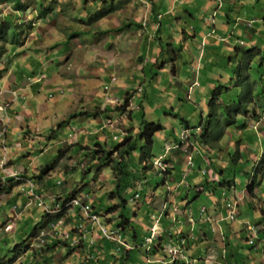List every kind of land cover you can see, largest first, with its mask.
I'll use <instances>...</instances> for the list:
<instances>
[{
  "label": "rangeland",
  "instance_id": "1",
  "mask_svg": "<svg viewBox=\"0 0 264 264\" xmlns=\"http://www.w3.org/2000/svg\"><path fill=\"white\" fill-rule=\"evenodd\" d=\"M175 4L179 6L178 12H174L169 0H0V264L175 263H170V258L163 262V255H153L156 247L152 248L151 262H147V251L141 246L144 241H136L141 240L143 230L161 232L163 223L168 224L169 220L171 228L178 222L176 212L189 205H178L177 191L169 184L164 186V175L154 169L147 173L144 183L148 186L140 200H135L134 189L125 195L128 206L123 214L129 216L130 227L124 240L128 247H123L120 253L114 252L116 247L103 234L91 230L89 223L82 225L79 220L82 208L69 206L74 199L82 202L89 199L93 212H101L104 218L101 220L108 227L122 223V208L106 212L121 202L111 198L117 192L116 181L120 176L113 173L118 166V155L109 153L132 131L138 132L135 119L142 113L136 102L139 96L147 120L156 123V128L164 127L157 130L152 161L166 153L172 154L169 147L176 145L179 146L176 152L181 153L177 158L182 162L188 155H193L194 161L203 158L207 174L214 178L219 175L216 169L228 166L225 177L228 180L235 170L230 157L232 152H237L241 162L262 163L263 170L257 179L264 178V55L259 47L252 48L264 46V37L257 43L252 35L249 38V34L237 31L236 37L230 39L233 45L230 50L234 51L236 44H246L240 48L252 51L255 57L250 60V55L245 58L235 52L230 64V54H219L221 61L211 64V55V60L202 59L196 74V57L201 51L196 53L193 30L205 28V33L211 32L213 14L197 11L200 0H176ZM254 7L250 6L251 17L260 18L264 6ZM8 16H13L12 24L22 43L19 47L4 46L2 34L8 26ZM225 17L221 15L223 20ZM259 23L264 28L263 21ZM253 25L256 26L255 22L249 28ZM154 46L157 53L164 50L157 64H153L157 55L151 53ZM154 72L158 74L154 76ZM225 74L228 80L219 84L220 76L224 78ZM196 81L202 86L193 85ZM220 86L231 87L227 102L219 99L222 112L229 113L239 110L237 104H242L249 89L255 88L256 94L247 105L255 113L242 112L236 118L237 124L226 127L223 139L214 145H193L190 134L201 132L205 123H209L210 99L219 94ZM133 89L127 105V92L130 94ZM231 98L236 104H231ZM93 114L97 116L89 117ZM75 115L78 116L71 118ZM185 121L191 126L190 140L178 145ZM102 147L107 150L105 156ZM61 150L66 154L59 159ZM95 150L100 152L97 157ZM134 157L138 160L142 156ZM103 158H110V166H104ZM142 160L146 164L150 161L147 156ZM203 162L200 160L198 164ZM175 163L168 162V170L174 171ZM52 166L54 170L43 174ZM258 167H253V179ZM199 171L196 170V176L202 178ZM236 182L239 186V179ZM248 184L245 182L242 187L245 190L239 192L241 199L230 193L235 199L220 201L219 219L217 214L208 216L214 223H210L213 232L208 240L212 247L206 250L215 256L216 262L222 248L223 254L226 250L245 255L230 258V264H244L248 258L251 264H264V232L254 231L255 224L264 228V199L252 198ZM30 188L36 197L28 193ZM154 189L157 197H152ZM195 192L188 199L196 217L199 202ZM38 198L48 211L38 205ZM247 200L253 207L246 205ZM164 202L168 204L163 209ZM136 226L137 230L142 228L139 239L133 238ZM225 226L229 229L233 226L229 245H226ZM247 227L250 233L243 231ZM195 235L196 246L201 247L203 238L201 234ZM103 244L109 249L107 255ZM187 250L189 246L186 253Z\"/></svg>",
  "mask_w": 264,
  "mask_h": 264
},
{
  "label": "trees",
  "instance_id": "2",
  "mask_svg": "<svg viewBox=\"0 0 264 264\" xmlns=\"http://www.w3.org/2000/svg\"><path fill=\"white\" fill-rule=\"evenodd\" d=\"M50 11V10H49ZM48 11H46L47 14ZM44 15V13H43ZM13 16H8V20H7V27H6V31H3V37H4V46L6 45H11V46H18L21 43L20 37L18 36V32H17V28L16 26H14L12 24L13 21ZM17 17V16H15ZM141 27V26H138ZM153 37V36H152ZM154 38V37H153ZM155 48L152 47V49ZM184 50V49H183ZM155 49L152 50V54L157 55L155 57L153 64H157L158 59L161 58V56L163 55V51L157 53ZM150 51H148L149 53ZM236 52L239 55H244L245 58H248L250 55V60H252L255 56L253 55L252 51H248V50H244L243 53L236 48ZM0 53H1V49H0ZM145 52H143L142 54V59H144ZM154 55V56H155ZM162 66V64L160 65ZM252 65L249 67L251 68ZM165 68V67H164ZM161 68V69H164ZM150 71L153 72V69ZM146 72V71H145ZM237 71H234V73H236ZM158 73L154 72L153 75H157ZM144 77H146V74L144 75ZM221 89V91L219 92L218 95H215L213 97H211V103H210V107H211V112L208 116L209 118V123L202 127L203 130L201 132H198L196 134H191V137L193 138V145L198 143L200 146L203 147H209L214 145L216 142L221 141L225 135V130L226 127L227 129L235 126L237 124V119L239 117L240 114H242V112L244 113V115H253L255 112L254 111H249L248 109V104L251 102V96H253V94H256V90L255 88H250L249 91L247 92L246 98L244 100V102L242 104H237L239 110H233L234 113H229V112H222V108L221 105L219 104V99H221L222 101L227 102V92L230 90L231 87H223L220 86L218 87ZM225 89V90H224ZM134 89L130 92H127V95L129 96V98L127 97L126 99V103L128 105V102L130 101L131 98V94L133 93ZM264 94V92H263ZM144 97V94H142ZM226 96V100H224V96ZM134 98V97H133ZM142 97H138L136 99V102H138V107H140V109L142 110V113L140 116H138L137 119H135V122L137 124V128H138V132H133L130 134V136H127L126 138H124L123 140H121L120 142L116 143L115 147L113 148V151H111L109 153V155H118V166H115V168L113 169V173L115 176H120L119 180L115 177V181L117 183V192H114L111 194V198L112 199H119L121 200L120 203L116 204V206L112 209H108L106 212L108 211H116L118 209L122 208V223L121 224H117L116 228L120 229L123 232V236L125 238V236L128 233V228L130 227V218L129 216H127L124 212L123 214V210L128 206V202L127 199H125V195L128 193L129 190L134 189L136 191L135 195L137 193L140 194V197H142V193L144 192V189L146 190L148 184L144 183V181H147V173L150 172L152 169H154V159L152 161V158L154 157V146H155V141H156V137L158 135V131L157 130H164V127L162 125H159L158 128H156L157 126L156 123L152 122V121H148L146 118V114L144 113V108L142 105ZM144 101H146V99L144 98ZM231 104H236L235 100H232L231 98ZM240 106V107H239ZM241 109H243L242 111H240ZM230 111H232L231 109H229ZM222 112V113H221ZM78 115L72 116L71 118H75ZM97 114H93V115H89V117H96ZM208 120V119H207ZM206 120V121H207ZM186 122V129L190 130L191 126L189 124V122ZM243 123H245V121H243ZM60 125H63L60 124ZM155 127V128H154ZM201 127V126H200ZM200 127H197L196 129H202ZM182 142L180 140V143L178 145H180ZM100 146V144H98ZM179 148H175L173 150H171L172 153H179L176 152V150ZM100 152L99 151H94V156H98ZM101 153L104 154V156L107 154V150L103 149L101 150ZM66 154L65 150H61L60 151V156L59 159L63 158ZM139 155L142 156L141 159L138 158V160L134 157V155ZM150 160L148 161V164H146L147 161L144 162V160H142L143 157H146ZM114 157V156H113ZM232 157H236V158H232ZM112 158V157H111ZM104 160H106V162H104V166L108 167L109 164V160L110 158H103ZM103 159H101V161H104ZM186 159V158H185ZM184 159V160H185ZM203 162V158L200 159ZM198 158H195V161L193 159V164L192 166L190 165H185L183 164L182 166L175 164L174 166V171L172 172V175L170 176V178H172V181L170 182L173 190H176L177 193L176 195H178V198H180L181 202L183 199L190 201L189 198V193L193 192V189H196L195 192V197L196 200L202 196V194L204 195H210L212 193H215L216 195H220L222 197V191L221 189H218L216 187H210V185H213V182L211 184V179L208 177V174L206 172V167L207 165L203 162L202 164H198V162L200 161ZM231 162H233V164L235 165V172L234 174L231 176L232 179H228L227 184L229 187H226L227 192L226 195L227 197H232V193L234 192L235 189H239L238 193L241 192L244 188H242L244 186L245 182L251 181L250 184L247 185V191L250 194V196L252 198H256V199H264V178L261 179L259 177V179H257V175H260L261 171L263 170L261 168L262 163H255L252 160L250 162H245V163H241L239 165V167H237L238 164V157H237V153L235 155H231L230 157ZM115 161V160H113ZM139 162L140 166L136 163ZM114 163V162H113ZM254 165L255 166H259L256 173L254 174V179L252 180V175H253V171H254ZM212 167V165H211ZM198 169V171L200 172L199 175H201L202 178L197 177V180L199 179L198 182H202V187L203 190L201 192V195L198 194L199 193V189L198 186H195L194 188H191L190 186V181L193 182L192 179H194L195 177H192V173L195 172ZM54 170V166L47 168V172H43V174H47L49 171ZM179 172L178 176H176V172ZM175 173V174H174ZM217 173L221 175V177L223 176V173L221 170H217ZM259 173V174H258ZM264 175V173H263ZM261 175V176H263ZM166 177H164V180L162 182L163 185H167L168 181H169V175H165ZM42 178V177H41ZM236 178V179H234ZM239 179V186L236 182V180ZM244 179V181L242 182V180ZM235 180V181H234ZM58 184H61V182L59 181ZM219 186H223V181L221 180L219 183ZM144 187V188H143ZM239 187V188H238ZM189 190H188V189ZM194 189V190H195ZM155 194L152 195V197H157L156 196V189H154ZM231 193V194H230ZM238 193L236 195H238ZM188 196V197H187ZM237 197V196H236ZM234 197H232L230 201L233 200ZM68 199V198H67ZM235 199V198H234ZM82 200V199H81ZM253 201V200H252ZM254 202V201H253ZM38 203V202H37ZM89 203V199H87L86 201L82 202V204L85 206L86 204ZM165 203V202H164ZM39 205V203H38ZM170 206L173 205V203L169 204ZM201 205V204H198ZM246 205H248L249 207H253L250 205V202H248ZM201 208V209H200ZM254 208L256 209V207L254 206ZM96 209V207H95ZM203 209V217L205 216H209V210L207 207L204 208V206H199V210L198 212L196 211V215H198L200 212H202ZM97 210V209H96ZM171 210V209H170ZM257 210V209H256ZM101 211V209L99 210V212ZM262 211V209H261ZM219 212V211H218ZM264 212V210H263ZM216 214V213H215ZM214 214V215H215ZM253 215V214H251ZM100 216L103 218V215H101L100 212ZM73 217L75 218V220L77 219V214H73ZM184 217V216H183ZM104 219V218H103ZM110 222V221H109ZM227 223H230L229 221ZM258 233L264 232V229H260L258 226H261L260 224H255ZM128 230V231H127ZM233 230V226H230V233ZM244 232H249V230L247 229H243ZM213 232V231H212ZM138 233H137V226L135 227V232H134V236L133 238L137 237ZM194 237V236H193ZM154 244V243H153ZM153 244H151L150 249H152ZM181 244V243H180ZM180 244H176V245H180ZM175 245V246H176ZM156 247V248H155ZM155 251L153 253V255L159 254L160 250H164V246L159 243L157 246H155ZM145 248V247H144ZM103 249L106 251V255L109 252L106 247L105 244H103ZM113 249V248H112ZM115 252V251H114ZM128 252H131L128 251ZM167 255H169V253H166ZM148 255V254H147ZM108 257V256H107ZM169 257H171L169 255ZM230 258H237V255L235 254H231ZM229 258V259H230ZM177 261V262H176ZM185 258H178V260H175L174 264H184ZM191 264V263H188Z\"/></svg>",
  "mask_w": 264,
  "mask_h": 264
},
{
  "label": "crops",
  "instance_id": "3",
  "mask_svg": "<svg viewBox=\"0 0 264 264\" xmlns=\"http://www.w3.org/2000/svg\"><path fill=\"white\" fill-rule=\"evenodd\" d=\"M196 1L198 2V0H196ZM169 2L172 4V9L174 10V12H178L179 6H177L175 4L176 0H169ZM254 2H256V4ZM200 3H201L200 9H197V11L199 12V10H200L204 14L205 13L206 14L207 13L213 14L212 23H214L215 25H213L214 28L209 33H205L206 32L205 28H200V31H196L198 28H195L193 30L194 40L196 41V53L199 50L201 51L199 57L198 58L196 57V65H195L196 66V74H197V71H200V63H201L202 59H204V58L209 57V59L211 60V55H212V61H211V64H212L215 62L219 63L221 61V59L219 58V54H222V55L226 54V56L228 54H230L229 61H231V58L233 56H236V53H235L236 48L239 49L243 53L244 50H242V48L246 47V44H240V45L236 44L234 46L235 50L234 51L230 50V47L233 48L232 43H229L230 39L232 40L233 37H236V35L238 34L237 31H239V33L249 34V38L252 35V39L257 40V43H258V40L260 37H264V28L261 27V25L259 23L260 21H263V26H264V13L262 12L260 14V16H261L260 18H255V17L252 18L250 15L251 14L250 10L252 9V8H250V6H253V7L255 6L254 8L264 6V0H216V1L215 0H200ZM219 12H220V17H218ZM225 12H227V13H225ZM157 13L158 12H156L155 14L157 15ZM221 15L226 16L225 17L226 22H225V20H223L221 18ZM156 22L157 21L155 20V23ZM254 22H255L256 26L253 25L254 27L249 28V27H251L250 25ZM216 26H220V29L216 30ZM213 32H214V34H213ZM253 33H256V35H254ZM217 34L225 36V37H219ZM228 39H229V41H228ZM240 39H241V37H240ZM242 42L245 43L243 40H242ZM222 43H224V46L222 45ZM204 47H206L207 50H205ZM240 47H242V48H240ZM254 47H259V49L263 52V55H264V46L254 45L252 48H254ZM232 63H233V61H231L230 64H232ZM195 66H192V67H195ZM204 68H206L205 65H204ZM173 70H174V65H173ZM173 76L175 77L177 75L173 72ZM224 76H225L224 78L222 76H220L221 79L219 81V84L221 81H223L225 79L228 80V78H226V74ZM196 84H198L197 86H202L199 82ZM207 92L208 91H205L204 94H207ZM143 98L146 99L147 97L144 96ZM236 153L237 152H235V154ZM235 154H233V152H232V155H235ZM164 155L166 156L164 158L166 162L171 163V161L173 160L176 162L175 164H177V165L179 163L184 164L186 162L185 160L182 162V159L179 157L177 158V156H180L181 153H172L170 155L166 153ZM191 155H192V153H191ZM234 158H236V157H234ZM238 160L239 161H238L237 167H239V165L241 163H245V162H241L242 157H239ZM175 164H173V166H175ZM168 168H169V164H168ZM216 170H221V169H216ZM216 174H218V173H216ZM191 175H192V177H195V178L192 179L193 182L190 181V183H189L191 185L190 187L194 188L195 186H198L201 188L202 182H198L199 179L197 180V178H196V171L193 172ZM170 176L171 175H169L168 178H169V181L171 182L172 178H170ZM225 187H226V183H225ZM194 189H193V192H195ZM222 193H223L222 197L220 195H216L215 193H212L209 196H205L204 194H202V196H200L196 201L199 202V204H202V206H204V208L205 207L208 208L210 217L216 213L217 214L216 219H219L220 214L218 213V211H220L219 210L220 209V207H219L220 201H229L232 198V197H227L224 190L222 191ZM198 194H200V193H198ZM232 195H236V193H232ZM236 196H240V195H236ZM180 201L178 204L179 206H182V204H184V206L189 204L188 207H186V209L183 208L184 211H182L183 209L181 208L180 211L176 212V214L178 215L177 216L178 219L176 218L178 220V222L175 220L177 223H174V225L171 228L169 227L171 220L168 221L169 223L167 222L168 224L163 223V226L161 228L162 231L161 232L159 231V238L154 242V244L152 246V248H154L159 243H161L163 246H164V243L166 244L164 246L165 249L163 251L160 250V252H162L163 254L159 253L160 255H163V257H162L164 259L163 262L166 261V258H170V260H169L170 263L173 260V259L171 260V257H169V255L166 254L167 253L166 249L168 247H174L176 244H180L184 241V244L186 246L185 251L187 249V246L190 247V250H187L184 264H188V263H191V264H230V263H232L229 258L231 256V254H234V251L226 252V250H225V252L223 254V250L221 248L222 254L219 255V258L216 262L214 260L215 256L211 255L208 252V250H206V248L210 249L212 247L211 242L208 241L209 238L211 237L210 235L212 234V229L210 227L211 221H210L209 217L208 216H205V217L200 216L201 212L198 215H196V217H195L194 215H192V212H191V209L193 207V205H191V202L188 200H185V199H183L182 202H180ZM168 202L173 203L171 200H169ZM168 202L163 203L162 208H163V206H164V208H166V205L168 204ZM248 202H249V200H247L246 204ZM171 206H173V205H171ZM199 206L200 205H197V207H196L197 212L199 210ZM210 207H212V208L210 209ZM173 213H174V209H173ZM222 213L226 214V211L224 212V210H222ZM179 216H184V217H179ZM186 216H190V217H186ZM187 218H190L191 222L189 221V219L187 222ZM174 219H175V216H174ZM196 222H199V223L196 224ZM187 223H190V224H187ZM213 223L214 222H212L211 224H213ZM141 229L137 230L138 235L135 238H138V239L140 238ZM229 231H230V229L225 226L224 235L228 241L226 245H229L230 240H231L230 239L231 237L229 235ZM148 233H150V230L149 231L143 230V232H142L143 236H142V238H140L141 240H136V239H134V240H136L138 242L141 241L143 243V241L147 237ZM195 234H197V235L201 234V236L203 238L204 242L201 244L202 245L201 247L196 246V242H195L196 241V238H195L196 235ZM164 240H167V241H164ZM192 243H194V244H192ZM141 246H142V244H141ZM102 248H103V246H102ZM145 250L147 251L146 254H148L147 255V262H151L150 256H151L152 249L148 250L145 248ZM201 253H204L205 256L204 257L201 256ZM239 255L242 256V258L245 257V255L243 253L237 254V256H239ZM153 257H155V256H153ZM159 259H161V258H159ZM248 259H246V262L244 264H251L250 259L249 260ZM156 263L159 264L160 262L156 261ZM10 264H20V263L19 262H16V263L12 262Z\"/></svg>",
  "mask_w": 264,
  "mask_h": 264
},
{
  "label": "built area",
  "instance_id": "4",
  "mask_svg": "<svg viewBox=\"0 0 264 264\" xmlns=\"http://www.w3.org/2000/svg\"><path fill=\"white\" fill-rule=\"evenodd\" d=\"M196 85V84H195ZM193 157L188 158V164L192 166L193 162ZM155 168L157 171H166L168 166L166 162L164 163V159L160 157L156 162H155ZM16 177V176H14ZM30 195L36 197L34 193V189L30 188V191L28 192ZM135 199H140V194L137 193L135 195ZM38 203L43 207L46 208L45 204L43 203L41 198H38ZM69 206H73V208H82L83 213L80 216L79 220L83 224H90L91 225V230H97L101 234H103L104 238L108 241L109 244L114 245L116 247L115 252L120 253L123 247H128L127 242H125L124 236L121 234V230L118 228L114 227H108L106 223L102 222L100 213H95L93 212L91 205L86 204L85 206L82 204V200H76L74 199ZM66 208V205L63 206L64 210ZM46 211L47 208H46ZM79 222V223H80ZM90 228V227H88ZM159 238V231L157 229H150L149 236L145 238L143 247L149 248L151 244H153L157 239ZM127 243V244H126ZM185 244L184 241L180 245H176L174 247H168V253L173 257H181L185 258L186 256V251H185ZM129 251V250H127ZM187 260V259H186Z\"/></svg>",
  "mask_w": 264,
  "mask_h": 264
},
{
  "label": "clouds",
  "instance_id": "5",
  "mask_svg": "<svg viewBox=\"0 0 264 264\" xmlns=\"http://www.w3.org/2000/svg\"><path fill=\"white\" fill-rule=\"evenodd\" d=\"M213 25H215L214 23H213ZM196 83H198L197 81H196ZM196 83H194L193 85H195ZM198 84H196V86H197ZM189 131L190 130H188V129H186L185 128V130H184V133H183V137H182V140H181V142L182 143H184V142H186L187 140H190V138H189ZM191 135V134H190ZM175 148H179V146H171V147H169V149H170V151L171 150H173V149H175ZM170 155V154H169ZM190 157V155H188L187 157H186V159H187V161H188V158ZM191 157H193V155L191 156ZM160 157H158V158H155L154 159V162H153V164H154V170H155V172L156 173H158L159 175H164V177H166L165 175L167 174V175H169V170H168V168H167V170L166 171H157L156 170V168H155V162L159 159ZM194 159V158H193ZM166 161L164 160V163H165ZM192 162H193V160H192ZM166 164L168 165V162H166ZM187 165H189L188 164V162H187ZM255 166V165H254ZM172 169L174 170V166H172ZM221 171H222V173H223V176L221 177V175L219 174L217 177H213V175H210V173H209V175H208V177L211 179L210 181H211V184H212V182H213V185H210V187H216V188H218V189H221V190H224L225 191V194H226V192H227V188L226 187H229L228 186V184H227V181L228 180H226L225 179V177H226V173H227V171H229V167L228 166H226L225 168H223V169H221ZM236 170H234L233 171V174H234V172H235ZM257 177V176H256ZM167 178V177H166ZM232 179V178H231ZM234 179H236V178H234ZM223 181V186H219V183H220V181ZM238 180V179H237ZM236 180V181H237ZM252 180H253V175H252ZM235 181V180H234ZM249 182V184L251 183V181H248ZM225 183H226V187H225ZM168 184L171 186V184H170V181H168ZM239 184H240V182H239ZM165 186V185H164ZM239 188V187H238ZM202 190H203V187L201 186V188H199V193L201 194V192H202ZM239 190V189H238ZM238 190L237 189H235L234 191H235V193L237 194L238 193ZM243 190H245V189H243ZM238 195H239V193H238ZM237 198L238 199H240V196H237ZM140 199H141V197H140ZM140 199H135V200H140ZM202 211H203V209H202ZM114 228H116V227H114ZM264 229V228H263ZM262 229V230H263ZM247 230H249L248 229V227H247ZM254 231L256 232V233H258L257 232V229L255 230V228H254ZM249 233H250V230H249ZM126 238V237H125ZM251 243H252V241H251Z\"/></svg>",
  "mask_w": 264,
  "mask_h": 264
},
{
  "label": "bare ground",
  "instance_id": "6",
  "mask_svg": "<svg viewBox=\"0 0 264 264\" xmlns=\"http://www.w3.org/2000/svg\"><path fill=\"white\" fill-rule=\"evenodd\" d=\"M163 159L166 157L165 155L164 156H161ZM165 160V159H164ZM168 166V165H167ZM227 216V215H226ZM146 249H148L149 250V248H150V246H149V248H147V247H145ZM166 252L168 253V249H166ZM170 255V254H169ZM171 256V255H170ZM178 258H181V257H177V258H173L172 256H171V260L172 261H175V260H178ZM182 259V258H181Z\"/></svg>",
  "mask_w": 264,
  "mask_h": 264
}]
</instances>
